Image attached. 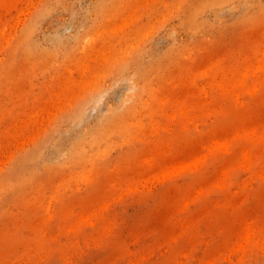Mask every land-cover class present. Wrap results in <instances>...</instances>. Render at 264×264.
Returning a JSON list of instances; mask_svg holds the SVG:
<instances>
[{"label": "rangeland", "instance_id": "obj_1", "mask_svg": "<svg viewBox=\"0 0 264 264\" xmlns=\"http://www.w3.org/2000/svg\"><path fill=\"white\" fill-rule=\"evenodd\" d=\"M0 264H264V0H0Z\"/></svg>", "mask_w": 264, "mask_h": 264}, {"label": "bare ground", "instance_id": "obj_2", "mask_svg": "<svg viewBox=\"0 0 264 264\" xmlns=\"http://www.w3.org/2000/svg\"><path fill=\"white\" fill-rule=\"evenodd\" d=\"M91 105V102L86 104L80 111L78 112V118H84L87 108Z\"/></svg>", "mask_w": 264, "mask_h": 264}]
</instances>
